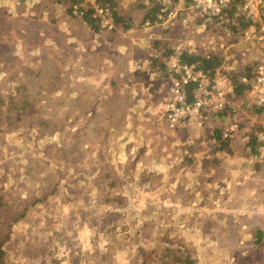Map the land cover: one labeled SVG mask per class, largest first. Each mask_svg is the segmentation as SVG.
<instances>
[{"label": "rangeland", "instance_id": "1", "mask_svg": "<svg viewBox=\"0 0 264 264\" xmlns=\"http://www.w3.org/2000/svg\"><path fill=\"white\" fill-rule=\"evenodd\" d=\"M41 1L0 0V97L5 98V90L20 83L39 92L52 84L54 91L57 85L48 79L49 73L41 72L40 78L28 74L32 70L36 73L38 64L52 58L62 69L61 74L69 71L71 76L75 68L89 76L83 81H71L58 75L64 85L53 94H69L55 111L47 99H40L45 106L52 105L48 118L60 119L51 129L41 131L40 124L33 125V111L26 109L18 125L3 131L0 187L11 210L20 213L27 207L26 214L12 225L11 240L5 246L7 264H156L146 254L150 250L165 254L160 264H264V248H231L228 240L218 237V217L208 214L207 202L193 201L192 190L185 193L162 188L151 171L134 168L131 161L117 164L116 144L123 141L125 132L114 137L116 140L104 139V130L116 131L117 122L110 114H116L118 108L114 112L110 98L105 96L111 89L110 85L106 87L108 83L101 86L102 94L96 85L91 88L88 83L94 69H84L82 64L92 60L89 51L79 49L90 41L86 29L78 15L72 17L55 0H44V5L39 6ZM133 1L120 0V5L130 7ZM212 24L215 25L209 21V26ZM189 33L185 30L180 37ZM223 34L228 35L224 27L218 36L223 38ZM118 38L121 41L123 37ZM183 42L187 44L185 39ZM232 48L236 62L228 63L236 68L248 59L264 60V50L244 40V34L239 45ZM100 62L104 61L95 60L96 64ZM104 65L98 66L102 73ZM48 69L51 72L55 67ZM101 77L102 74L96 82ZM85 92L89 98L90 93L96 95L98 100L87 104ZM84 103L86 116L80 115L91 118L93 127L89 131L84 126L85 117L75 115V110L67 111L68 107L77 109ZM98 127L102 129L98 131ZM131 132L126 130L125 134ZM141 141L136 139L135 145H129L141 151ZM124 145L123 142L119 148ZM205 226H209L210 233L203 237ZM174 248L182 252H172ZM240 251L244 254L241 262Z\"/></svg>", "mask_w": 264, "mask_h": 264}, {"label": "crops", "instance_id": "2", "mask_svg": "<svg viewBox=\"0 0 264 264\" xmlns=\"http://www.w3.org/2000/svg\"><path fill=\"white\" fill-rule=\"evenodd\" d=\"M179 2L181 10L186 1ZM185 13L189 19L177 20L169 27H145L135 17L127 28L115 25L114 30L95 32L81 21L90 41L79 49L84 53L89 51L87 54L92 60L89 66L94 69L88 83L91 88L96 85L101 94L104 90L101 86L108 83L106 87L110 85L111 89H107L105 96L110 98L114 112L118 108L116 114H110L117 122L116 131L104 130V139L116 140L114 137L118 134L132 130L130 134H123L125 138L120 143H125L123 148L116 144L117 164L131 161L130 166L151 171L162 188L185 193L192 190L194 202L199 204L202 200L210 205L208 214L218 217L215 220L220 222L221 236L218 237L228 240L231 248H264V160L258 156V145L257 154L248 146L250 130L264 120V112L253 113L249 105L254 104L245 95V99L232 100V107L227 110L210 113L200 126L184 123L173 130L167 128L163 104L172 78L167 58L179 54L180 50L189 53L210 50L220 56V65H232L236 62L232 47L239 45L242 36L224 28L228 35L220 38L218 32L223 26H209L210 20L191 28L190 22L192 25L200 17L188 10ZM185 30L190 32L183 37L187 44L180 37L185 35ZM118 35L123 37L121 41ZM178 38L181 40L176 41ZM98 59L104 62L96 64ZM102 64L103 73L98 68ZM100 74L102 77L96 82ZM90 99L98 100L94 96ZM244 101L247 106L242 105ZM229 125H235L236 129L231 138L224 139L222 130ZM136 139L143 140L141 151L129 145ZM229 222L234 224L230 226ZM206 232L210 233L209 226L202 229L203 237ZM239 255L241 262L244 254L240 251Z\"/></svg>", "mask_w": 264, "mask_h": 264}, {"label": "trees", "instance_id": "3", "mask_svg": "<svg viewBox=\"0 0 264 264\" xmlns=\"http://www.w3.org/2000/svg\"><path fill=\"white\" fill-rule=\"evenodd\" d=\"M22 1V0H20ZM58 4L62 5L64 7L65 11L70 14L72 17L73 15H78L81 21L85 23L90 29H92L95 32L100 31L102 28L100 27V21L99 17H96V9L98 7H104L109 10V13L112 17V20L116 26H120L121 28H127L133 23V19L136 17V21L138 24L144 23L145 21H149L151 25H153L154 20L159 14L160 10L165 6L167 9H178V6H180V0H134L132 2L131 7L128 10L123 9L120 5V0H95L94 3H89L85 0H55ZM186 3L183 6L184 10L179 11L178 19L180 21L185 20V8L188 7L193 0H185ZM45 1H41L39 6H43ZM183 5V4H182ZM240 6H241V0H230L222 9V12L219 16L211 17L210 21H212L215 24H220L225 29H227L230 32H235L239 34H244L248 27V22L244 19L243 15L240 13ZM135 14V15H134ZM95 15V16H93ZM186 19H189L186 17ZM204 20H209V17H204L197 19L196 23L192 24L190 27L193 28L199 27L201 23L204 22ZM56 19H53L52 22H55ZM177 22V21H176ZM190 22V21H189ZM191 23V22H190ZM137 24V25H138ZM114 30V29H113ZM178 56L180 58V61L185 64H193L195 65L199 70L210 72L212 73L221 62L220 56L217 54V52L213 51H197L194 53H189L186 50H180L178 51ZM44 64H38L36 67V73L33 72V70L28 73L29 75H33L35 78L39 76L41 77L42 73H49V80H53L54 86L57 85L53 91L52 84L51 87L48 89H45L44 92L39 91H31L27 88H25L21 83L20 84H13L11 86L12 88L9 90H5V98L0 97V138H2L3 131L5 128L13 126V124L18 125V120H20L22 116V112L26 109H31L33 111V116L31 119V122L33 125L38 126L41 125V128L43 130H49L51 127L54 126L55 121H60L59 118L53 117L52 119L48 118V112L49 107L53 106V111H55L57 108H59V105H61L63 102H65L67 98V95L69 92H61L60 96H55V92L59 91L61 88H63V79L62 82L58 80L59 76L62 75V78L69 79L71 81H83L89 76V73H83L82 70H76L73 69V74L69 76L68 72H62V69L56 66L55 59L52 58L50 61H42ZM257 63V61H243L240 67L236 68L235 70L229 72L230 78L232 80V93L230 95V98L232 100L237 101L238 99L242 98L245 99L246 92L248 91L249 84L248 82L241 81V78L243 76L245 77H251L253 66ZM55 67L51 72L48 71L49 67ZM89 67L88 63L83 64V68L86 69ZM27 74V75H28ZM53 74V75H50ZM64 79V80H65ZM1 84V83H0ZM39 85V84H38ZM85 86H87V83H85ZM191 86L187 87L189 98L192 99L193 95L191 92ZM85 92V98L84 102L91 103V101L96 99H90L91 96H96L94 94ZM47 99L49 104L52 105H46L45 103L40 99ZM78 98V97H77ZM40 100V102H39ZM75 103V102H74ZM71 105V104H70ZM85 103L79 107L72 108L68 107V110H75V115L77 114H84L86 113ZM243 106H247V102L244 101L242 103ZM56 106V107H55ZM250 110L253 113L261 114L264 112V104L260 106L255 105H249ZM66 113V112H65ZM85 115V114H84ZM81 118L85 117L83 115H80ZM64 118H67L64 114ZM92 120L89 117H85L84 126L88 128V131L91 126ZM58 126V125H57ZM83 126V127H84ZM259 125H256L252 130H250L249 138H248V146L251 147L252 152L256 153V146L258 145V142L256 140L255 130L258 129ZM90 134V133H89ZM107 175V174H106ZM4 189L0 187V264H7L8 262V250L6 249V245L8 244V241L11 240V234H12V225L15 221H17L19 218L24 216L27 211V207H23V210L20 213H16L13 210H11V204L9 202V199L6 198V196L3 195ZM172 252L180 253L182 252L181 248H174ZM153 253V254H152ZM147 255H150L152 260L156 264H160L163 259H165V254H157L154 250H150L146 253ZM144 254L143 256H147ZM158 260L156 259V257ZM161 259V260H159ZM175 261V258L172 260ZM149 263V262H146ZM151 263V262H150ZM192 263V261H191ZM187 264V263H185Z\"/></svg>", "mask_w": 264, "mask_h": 264}, {"label": "built area", "instance_id": "4", "mask_svg": "<svg viewBox=\"0 0 264 264\" xmlns=\"http://www.w3.org/2000/svg\"><path fill=\"white\" fill-rule=\"evenodd\" d=\"M94 3L95 0H85ZM230 0H193L185 9L198 17H216L222 12L224 6ZM181 10H184L182 8ZM178 9H167L165 6L157 14L153 25L145 21L143 26L169 27L178 19ZM240 13L248 22L244 32V40L255 42L264 50V0H241ZM96 17H99L100 27L112 30L115 24L104 7L96 9ZM166 65L171 70L172 78L167 88L168 96L163 104V116L168 129H175L184 123H193L197 126L207 116L214 112H222L232 107V80L230 73L232 65H219L212 73L199 70L193 64H185L177 55L169 56ZM235 70V69H234ZM241 81L248 82L249 88L246 97L255 106L264 104V60H257L253 66L251 77L243 76ZM191 86L192 99H190L187 87ZM236 129L235 125H229L222 130V137L229 139ZM258 142V156L264 160V121L259 124L255 131Z\"/></svg>", "mask_w": 264, "mask_h": 264}]
</instances>
